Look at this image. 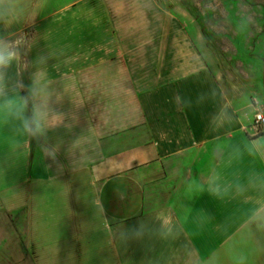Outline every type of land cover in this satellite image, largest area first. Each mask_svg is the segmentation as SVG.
I'll return each mask as SVG.
<instances>
[{
	"label": "crops",
	"instance_id": "0c3cea01",
	"mask_svg": "<svg viewBox=\"0 0 264 264\" xmlns=\"http://www.w3.org/2000/svg\"><path fill=\"white\" fill-rule=\"evenodd\" d=\"M75 37L38 33L31 65L0 69V104L36 89L48 112L35 146L0 108V264H264V196L236 177L232 144L211 162L201 137L221 135L196 130L194 71L176 65L159 85L114 63L58 72L52 54L88 40ZM72 100L79 113L56 111ZM21 213L26 227L9 226Z\"/></svg>",
	"mask_w": 264,
	"mask_h": 264
},
{
	"label": "rangeland",
	"instance_id": "374dc122",
	"mask_svg": "<svg viewBox=\"0 0 264 264\" xmlns=\"http://www.w3.org/2000/svg\"><path fill=\"white\" fill-rule=\"evenodd\" d=\"M38 33L88 38L69 42L76 44L73 50L52 54L58 72L62 67L67 71L69 66L114 63L122 67L127 78L123 81L135 76L138 85L151 80L159 85L176 65L184 67V80L194 71L196 130L221 135L201 137L204 148L214 152L211 162L232 144L233 160L245 164L236 177L264 196V133L258 132L255 122V116L264 113V0H0V46L18 55L9 66L32 64L31 48ZM128 69L136 71L124 72ZM30 93L23 90V97L29 98V117ZM80 108L72 100L56 111L73 115ZM88 108L96 116L112 106ZM121 111L122 117L129 112L125 105ZM95 116L90 124L107 125ZM129 131L121 132L126 143ZM32 138L38 145L39 136ZM8 224L23 230L26 213L10 217Z\"/></svg>",
	"mask_w": 264,
	"mask_h": 264
},
{
	"label": "clouds",
	"instance_id": "9594fccd",
	"mask_svg": "<svg viewBox=\"0 0 264 264\" xmlns=\"http://www.w3.org/2000/svg\"><path fill=\"white\" fill-rule=\"evenodd\" d=\"M23 39V38H22ZM18 59V55L14 51H8L6 47L0 46V69L7 68L14 60ZM3 75H0V96L4 94ZM38 95L36 89L30 93V97L35 100ZM29 106L28 97H20L16 99H7L0 108L6 109L14 118L21 122L25 133L30 136H39L44 132L45 122L47 120L48 112L44 104L32 103V115L26 116L25 112Z\"/></svg>",
	"mask_w": 264,
	"mask_h": 264
},
{
	"label": "built area",
	"instance_id": "2783aa9c",
	"mask_svg": "<svg viewBox=\"0 0 264 264\" xmlns=\"http://www.w3.org/2000/svg\"><path fill=\"white\" fill-rule=\"evenodd\" d=\"M255 122L258 132L264 133V113H258L255 116Z\"/></svg>",
	"mask_w": 264,
	"mask_h": 264
}]
</instances>
